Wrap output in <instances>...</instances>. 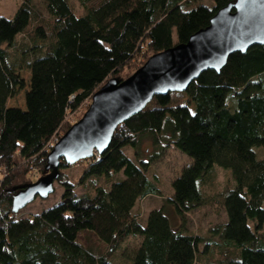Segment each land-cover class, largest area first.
<instances>
[{"label": "trees", "instance_id": "1", "mask_svg": "<svg viewBox=\"0 0 264 264\" xmlns=\"http://www.w3.org/2000/svg\"><path fill=\"white\" fill-rule=\"evenodd\" d=\"M43 1L47 18L33 11V0H22L12 19L0 16V264H116L110 257L131 238L139 243L122 253L130 264H197L199 253L212 255L209 247L217 252L213 264H264L261 45L232 53L219 73L202 72L182 92L192 111L173 103V93L155 96L117 127L103 154L77 162L87 163L79 184L103 178L108 186L77 195L62 172L69 165L61 163L55 181L63 189L60 201L13 218L16 189L31 182L30 173L46 174L47 154L69 128V112L111 78L125 79L119 72L135 56L144 52L148 59L187 42L235 0H213L212 6L193 0H79L80 15L68 0ZM25 33L27 42L17 47V36ZM13 50L20 51L18 57ZM24 68L30 73L24 109L10 107L9 100L25 88L18 73ZM144 142L151 148L148 157ZM169 146L191 163L143 225L133 211L139 200L160 196L148 174ZM214 165L230 170L235 183L221 194L225 221L206 237L190 234L184 216L206 204L201 186ZM177 217L182 224L173 223Z\"/></svg>", "mask_w": 264, "mask_h": 264}, {"label": "water", "instance_id": "2", "mask_svg": "<svg viewBox=\"0 0 264 264\" xmlns=\"http://www.w3.org/2000/svg\"><path fill=\"white\" fill-rule=\"evenodd\" d=\"M254 45L264 46V0H235L217 10L208 26L187 42L150 56L123 80H108L92 95L81 119L51 147L46 174L16 189L12 211L52 194L61 163L72 165L103 154L117 127L144 110L153 97L185 92L202 72L219 73L229 55Z\"/></svg>", "mask_w": 264, "mask_h": 264}, {"label": "rangeland", "instance_id": "3", "mask_svg": "<svg viewBox=\"0 0 264 264\" xmlns=\"http://www.w3.org/2000/svg\"><path fill=\"white\" fill-rule=\"evenodd\" d=\"M68 1L73 11L77 15H80L82 13V8L80 6L79 0ZM21 3L22 0H0V16L6 19H12L15 15L17 8ZM193 3L194 5L203 4L207 6H212L213 0H193ZM32 7L33 11L38 15L46 18L48 17L43 0H33ZM34 25L35 23L30 26L28 32L31 33L35 30L36 26ZM35 34L40 39H43L44 37V34L39 31H37ZM27 37V33L17 36L15 42L16 46L21 47L22 45H24L27 42ZM16 51H12L13 58H16V56L18 57V53H20V51ZM143 55L144 52H141L140 55L135 56L134 59L129 62L122 70H120L119 73L122 74V76H125V78L132 75L138 68H140L146 62L147 59H145V57L143 58ZM18 73L25 83V88L23 90L18 91L16 95L9 100L8 106L24 109V94L25 90L27 89L30 73L25 68L19 70ZM172 99L173 103L187 105L191 111L193 110V106L185 94L173 92ZM90 103L91 98L83 102L77 109L69 112L66 118L65 125H68L70 128V125L74 124L79 119H81L83 114L88 109ZM65 128L59 132V136L56 140H58L69 129L68 128L66 130ZM142 149L144 151V157H148L151 155V148L147 142L143 143ZM256 149L257 148L254 149L255 153ZM126 153L127 155H129V157L134 159V155H132V152L130 150L127 149ZM190 163L191 159L189 157L180 153L172 146L166 148L164 150L163 155L158 160L151 163L148 175L150 179L156 181V185H158L159 188L160 196H147L136 203L133 213L138 216V220L141 221L143 225L147 220L148 213L153 209L161 207L164 203V200L169 198L171 194H173V188L171 185L172 181L176 177H178L182 169ZM86 164L87 163L84 162L76 163L69 165L64 170H62L63 174L66 175L67 178L75 185L74 191L77 195H82L84 193L91 192L94 187L99 185L105 187L108 186V183H106L103 178H98L95 180L90 178L84 185L79 184V176ZM29 176L32 177V180L29 183H33L39 179L37 177L39 176V174L35 172L30 173ZM204 179V185L201 186V191L205 198L206 204L203 207H200L188 214H185L183 225L185 226L188 233L203 235L206 237L208 236L207 234L210 228L225 221V214L221 205V194L225 190V188L231 186L232 184L234 187L235 183L231 178L230 170L223 169L216 165L212 167L211 172H209V174ZM62 190L63 189L61 185L58 182H55L54 191L52 194H50L46 198H35L24 208L14 213L12 215L13 218L21 219L30 215L38 214L42 210L49 208L55 203H58L62 195ZM168 212L172 213L173 215L171 208H169ZM172 221L176 224H182L181 219H179L178 217L172 219ZM138 243L139 240L135 238H131L124 241L121 245V248L118 249L110 257V261L116 264H130L127 257L125 258L122 253H126ZM209 250H211L212 252L211 256L201 255V253L198 254L197 264H213V262L217 260V252L215 250L210 249V247ZM200 251H202V248H200Z\"/></svg>", "mask_w": 264, "mask_h": 264}]
</instances>
